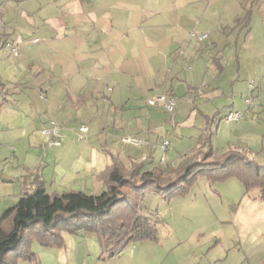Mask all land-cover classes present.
<instances>
[{
  "label": "crops",
  "instance_id": "0c3cea01",
  "mask_svg": "<svg viewBox=\"0 0 264 264\" xmlns=\"http://www.w3.org/2000/svg\"><path fill=\"white\" fill-rule=\"evenodd\" d=\"M165 1L99 0L100 6L108 9L105 16L123 24L121 34H110L109 25L105 27L107 34H42L43 40L37 45L38 72L33 80L29 76L19 81L27 82L26 87L34 81L38 90L14 86L11 94L4 83L0 110L8 115L0 116V214L31 186V179H24L32 170L40 172L50 192L79 189L98 193L105 188L99 173L109 164L110 152L126 163L144 158L162 162L171 145L170 125H177L181 110H189V115L196 111L194 116L199 120L200 132L191 150L203 145L207 131L213 140L224 115L209 101L221 86L227 49L231 62L246 64L244 77L251 82L250 92L263 87L264 34H248L249 30L247 34H232L240 31L234 19L244 12L242 1L227 0L225 17L214 24L223 27L228 23L234 29L224 30V34L208 33L205 39L197 37L200 31L196 28L190 32L195 21L181 13L175 15L181 0L171 1L173 16H169L171 7ZM78 10L88 9L83 6ZM206 13L201 21L209 18ZM248 54H254L252 61ZM236 72L229 76L231 82L240 76V67ZM196 88H202L201 94ZM181 90L185 92L180 97ZM146 91L152 92L148 94L151 97L174 92L176 110L171 113L149 105ZM253 116L259 118L258 114ZM52 119L61 124L63 136L58 145L50 144L42 132ZM96 119L98 124L93 122ZM81 124L88 125L87 140H79L75 134ZM141 132L149 135L144 137ZM128 134L146 141L142 145L125 142L123 136ZM166 139L170 144L165 150L162 142ZM40 142L52 147L47 159L39 152ZM230 142L224 141V148L219 150L251 148V142L242 135L236 143ZM39 252L48 264L63 263L68 255L63 248Z\"/></svg>",
  "mask_w": 264,
  "mask_h": 264
},
{
  "label": "rangeland",
  "instance_id": "374dc122",
  "mask_svg": "<svg viewBox=\"0 0 264 264\" xmlns=\"http://www.w3.org/2000/svg\"><path fill=\"white\" fill-rule=\"evenodd\" d=\"M171 1L173 0L165 1L171 7L169 16L174 15L175 9L170 4ZM239 1L244 4V12L240 17H235L234 23L240 27V31L232 34H247L248 30V34H264V0ZM98 2L99 0H0L3 9L0 12V34H7L0 37V81L6 84L10 93L14 86L25 91L32 88L38 90L34 81L28 84V87L32 86L29 88L26 87L27 82L21 84L19 81L30 77L32 79L38 72L40 56L37 45L43 40L42 34H107V25L110 34H121L120 26L123 24L111 22V16H105L108 9ZM226 3L227 0H181L180 6H177L179 12L175 15L180 16L181 13L182 17L185 15L195 21L196 27L194 25L190 32L196 28L197 31L209 34H224V30L234 29L228 23L223 27L215 26L220 22V17H225L223 7ZM83 6L88 10L79 11L78 8ZM165 9L166 7L162 11ZM247 10L251 11V22L249 20L248 23L241 19ZM204 12H207L209 18L201 21ZM5 39L8 40L7 43ZM12 41L18 47V56L12 52ZM228 52L229 49L223 59L226 69L221 86L215 89V96L209 101L210 106L224 115L212 144L215 152L221 153L219 149L224 148V141L236 143L238 136L242 135L251 142L249 156L264 162V85L250 92L251 82L244 77L246 64H239L235 60L231 62ZM248 55L252 61L254 54ZM238 66L240 76L231 82L229 76L239 71ZM184 92L181 90L178 95L181 97ZM150 93L152 92L146 91L144 97L150 98L153 95ZM247 98L253 99L254 107H250ZM0 103L2 104L1 99ZM230 109L244 113V118L227 120L225 114ZM4 112L0 110V116L7 117L8 114ZM179 112L177 125H170L171 145L164 163L172 167L177 166L182 156L196 145L200 132L199 120L194 116L197 115L196 111L191 115L189 110ZM256 114L259 118L253 116ZM166 116H170V113H166ZM98 121L93 120L97 124ZM216 123L217 121L214 129ZM75 134L79 140H87L79 135L78 128ZM141 134L144 137L149 135L144 132ZM38 146L39 152L47 159L52 147L41 142ZM226 173L217 170L199 173L186 190H179L171 197L162 196L152 187L144 195H140V207L145 212L156 213L160 217L158 240H137L109 256L103 252L96 231L81 229L71 232L61 224L59 229L64 237L63 246L47 247L33 238L29 243L36 253L37 262L19 258L16 263L48 264L39 250L63 248L68 255L59 264H264V198L261 197V188L255 186L247 189L239 177ZM26 232L30 234L31 229ZM23 245L24 243L20 244L18 249Z\"/></svg>",
  "mask_w": 264,
  "mask_h": 264
},
{
  "label": "trees",
  "instance_id": "16d2710c",
  "mask_svg": "<svg viewBox=\"0 0 264 264\" xmlns=\"http://www.w3.org/2000/svg\"><path fill=\"white\" fill-rule=\"evenodd\" d=\"M250 17L247 10L241 19L248 23ZM3 89L4 82L0 81V93ZM248 153L247 148L240 147L215 152L210 131L203 145L184 154L174 167L164 164L166 159L157 163L148 158L132 159L126 163L110 152L109 164L99 173L105 188L98 193L79 189L50 192L40 172L32 170L24 179H31V186L0 214V264H17L19 258L37 262L29 243L33 238L47 247L63 246L61 224L71 232L96 231L103 252L109 256L137 240H158L160 217L140 207V195L152 187L171 197L186 190L199 173L227 172L239 177L247 189L260 187L264 198V162Z\"/></svg>",
  "mask_w": 264,
  "mask_h": 264
},
{
  "label": "built area",
  "instance_id": "2783aa9c",
  "mask_svg": "<svg viewBox=\"0 0 264 264\" xmlns=\"http://www.w3.org/2000/svg\"><path fill=\"white\" fill-rule=\"evenodd\" d=\"M2 11V8L0 6V12ZM197 37L199 39H205L208 36L207 32H198ZM12 52L15 56L19 55V50L16 44H13L12 46ZM251 88H253V84H251ZM195 92H198L201 94L202 88H196ZM247 101L250 106L254 105L253 99L252 98H247ZM148 104L151 106H157V107H162L167 111L174 112L177 108V98L174 94L171 92H164L160 93L158 95H155L153 97L148 98L147 100ZM227 120H239L244 118V113L238 111V110H230L227 112L225 115ZM52 124L50 126H46L42 129V132L46 134L49 138L48 142L52 145H58L61 143V138L63 136L62 131H61V124L58 123L56 120L52 119L51 120ZM78 133L80 136H85L88 133V125L86 124H81L78 128ZM123 140L125 142L132 143L134 145H142L145 143V139L142 137H138L135 135H125L123 136ZM170 144V141L168 139L164 140L162 142V147L166 150ZM165 157L162 158L161 161H164Z\"/></svg>",
  "mask_w": 264,
  "mask_h": 264
}]
</instances>
